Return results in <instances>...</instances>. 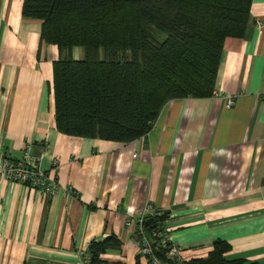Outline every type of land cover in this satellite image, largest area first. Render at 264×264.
I'll list each match as a JSON object with an SVG mask.
<instances>
[{"label":"crops","instance_id":"obj_1","mask_svg":"<svg viewBox=\"0 0 264 264\" xmlns=\"http://www.w3.org/2000/svg\"><path fill=\"white\" fill-rule=\"evenodd\" d=\"M23 4L0 0V154L20 162L29 150L44 173L57 163L58 193L0 181V264H80L109 238L119 246L107 264H149L127 227L149 205L168 215L184 261L207 258L223 241L229 261L264 264V0H253L244 38L225 42L223 98L173 101L128 145L57 130L59 52L41 42V22L22 17Z\"/></svg>","mask_w":264,"mask_h":264},{"label":"trees","instance_id":"obj_2","mask_svg":"<svg viewBox=\"0 0 264 264\" xmlns=\"http://www.w3.org/2000/svg\"><path fill=\"white\" fill-rule=\"evenodd\" d=\"M252 2L24 0L22 17L41 22V42L59 52L52 86L57 130L128 145L152 132L169 103L213 99L225 42L244 38ZM80 49L84 58L76 61ZM167 220L151 216L143 227L154 258L173 264L155 237ZM118 246L115 238L91 244V264H107L103 256ZM231 251L217 241L207 258L184 264H252L229 261Z\"/></svg>","mask_w":264,"mask_h":264},{"label":"built area","instance_id":"obj_3","mask_svg":"<svg viewBox=\"0 0 264 264\" xmlns=\"http://www.w3.org/2000/svg\"><path fill=\"white\" fill-rule=\"evenodd\" d=\"M214 98H223L222 94L215 92ZM226 101V108L232 109L235 106V98L227 96L224 98ZM51 173H44L38 167V162L30 156L29 150L24 154L22 161H12L7 157L0 154V181L20 184L28 187L40 194L47 197L55 196L58 193L57 179L55 177L57 171V163L54 164ZM71 191V190H70ZM162 212H156L152 206H147L144 214L136 221H129L127 227L134 230L136 240L139 244L140 257L146 259L148 263L150 259L151 264H162L154 258L153 246L150 238L148 237L143 225L148 217L162 216ZM156 238L162 240V246L168 248L167 259L173 264H184L183 253L181 247L172 243L166 229L155 235ZM86 249L83 254L80 264H91V257Z\"/></svg>","mask_w":264,"mask_h":264},{"label":"rangeland","instance_id":"obj_4","mask_svg":"<svg viewBox=\"0 0 264 264\" xmlns=\"http://www.w3.org/2000/svg\"><path fill=\"white\" fill-rule=\"evenodd\" d=\"M77 52H80V53L82 54V57L84 56V55H83V54H84V53H83V50L80 49V50H77ZM74 58H75L76 61L78 60L76 57H74ZM81 59H82V58H81ZM82 60H83V59H82ZM78 61H81V60H78Z\"/></svg>","mask_w":264,"mask_h":264}]
</instances>
